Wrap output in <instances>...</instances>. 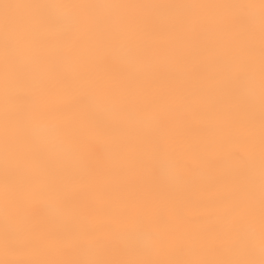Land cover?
<instances>
[{"label":"snow or ice","instance_id":"snow-or-ice-1","mask_svg":"<svg viewBox=\"0 0 264 264\" xmlns=\"http://www.w3.org/2000/svg\"><path fill=\"white\" fill-rule=\"evenodd\" d=\"M0 264H264V0H0Z\"/></svg>","mask_w":264,"mask_h":264}]
</instances>
